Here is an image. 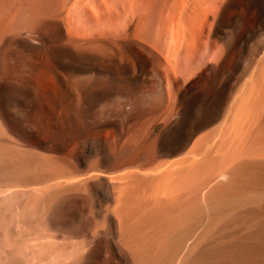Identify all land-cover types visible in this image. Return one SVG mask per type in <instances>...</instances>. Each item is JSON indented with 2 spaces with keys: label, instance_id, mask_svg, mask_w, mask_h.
Listing matches in <instances>:
<instances>
[{
  "label": "bare ground",
  "instance_id": "obj_1",
  "mask_svg": "<svg viewBox=\"0 0 264 264\" xmlns=\"http://www.w3.org/2000/svg\"><path fill=\"white\" fill-rule=\"evenodd\" d=\"M0 192L29 264H264V0H0Z\"/></svg>",
  "mask_w": 264,
  "mask_h": 264
},
{
  "label": "rangeland",
  "instance_id": "obj_2",
  "mask_svg": "<svg viewBox=\"0 0 264 264\" xmlns=\"http://www.w3.org/2000/svg\"><path fill=\"white\" fill-rule=\"evenodd\" d=\"M10 200L12 201V199H10ZM10 200L7 197H5L4 192H0V207H1L0 210H3V208H4L6 213H8V211H9V213L10 212L12 213V211H14L16 209V207H17V202H15L13 200V203H12ZM10 230H11L12 234L14 235V237L16 238V240L18 242L19 241L20 242L24 241L23 243H24V246L26 248L24 247L23 250L19 251L16 248L17 247L16 244H10L9 241H7L5 238H3L4 236H3L2 232H1L2 230H0V234H1L0 235V264H29L28 261L25 258H26V255L29 252H31L33 250H36L35 243L26 236L25 230L23 229L22 225L17 223L16 221L11 223ZM22 230H24V232ZM24 237L26 239H24ZM3 239H4L5 242L3 241ZM6 242L9 243V244L7 245ZM27 248L29 249L28 252L25 251V250H27Z\"/></svg>",
  "mask_w": 264,
  "mask_h": 264
}]
</instances>
